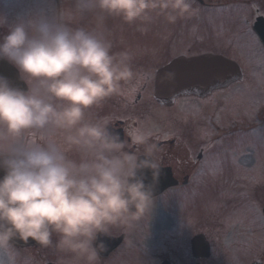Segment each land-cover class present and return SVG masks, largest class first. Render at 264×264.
<instances>
[{"label": "clouds", "instance_id": "1", "mask_svg": "<svg viewBox=\"0 0 264 264\" xmlns=\"http://www.w3.org/2000/svg\"><path fill=\"white\" fill-rule=\"evenodd\" d=\"M195 3L74 0V7L57 9L53 0H30L11 22L0 10V61L28 85L22 90L0 75V168L6 173L0 179V264H34L16 246L30 239L54 248L56 264H98L107 250L102 237L151 215L161 176L157 145L139 128L121 140L110 117L86 116L133 79V57L113 53L103 33L74 20L99 9L129 25L161 17L174 25L199 15ZM49 130L59 140L47 137ZM129 143L142 151L126 150Z\"/></svg>", "mask_w": 264, "mask_h": 264}, {"label": "rangeland", "instance_id": "2", "mask_svg": "<svg viewBox=\"0 0 264 264\" xmlns=\"http://www.w3.org/2000/svg\"><path fill=\"white\" fill-rule=\"evenodd\" d=\"M29 3L30 0H25L24 4H17L15 0H0V10L7 13L11 22L17 12ZM53 3L57 9L74 7V0H53ZM196 18L199 17L178 21L176 33H172L175 24L165 23L162 17L150 25H144L140 22L129 25L117 17L102 13L99 9L78 14L74 20V26H83L88 30L103 33L111 41L113 53L128 51L133 57L131 61L134 72L133 79L127 83H122L120 94L113 96L115 100L108 98V101L105 100L101 106L89 109L86 116L91 120L105 116L122 120L131 118V121L127 123L130 125L129 130L139 128L147 134L170 135L171 110L158 105L159 103L154 104L151 96L152 86L149 88L152 84V78L150 84L147 85L144 80L136 76H139L140 72H144L152 77L154 64L160 68L170 59L179 55L190 57L208 51L226 55L232 59L243 73L242 82L237 81L228 89L213 90L211 91L213 92L212 95L203 103H194L199 110L202 108L201 115L203 118L201 122L190 121L187 125V133L191 129L194 133L197 131L198 134H209L210 128L206 125V118L225 123L226 128L233 119L244 121L245 130L250 127L252 122H255L256 126L252 131L250 129L247 131L249 134L247 136L241 131L231 134L228 139L234 141L225 144L224 149L219 148L216 151L209 148V152L212 154L211 159L200 169L204 180H202L201 175V177L194 176V183L202 184L203 187L194 190L195 200H193L194 205H197L200 199L209 198V209L204 210L203 217L205 218L203 220L198 224L194 223V229L204 230L208 236L207 240L213 246L210 252V264H252L255 262L252 261L253 259H256L257 264H264V218L262 217V208L264 207V69H262V63L264 64V62L258 58L254 60L256 57L251 58V49L256 50V48L255 45L248 42L247 33L243 27L240 26L235 30L232 25H229L226 30L219 29L218 34L217 30L212 29V18L204 19L199 24L195 23L194 19ZM237 32H240V35ZM3 34L4 30L0 29V35ZM229 36L234 37L233 39L230 38V41L224 39L226 42L222 43L223 37L228 38ZM195 39L197 41H191ZM198 44L212 46L202 48ZM257 55L255 52L254 56ZM143 86L146 88H144L145 90H142ZM140 90H142V102L133 108L135 93ZM138 111H144L146 117L142 121H132L133 116ZM158 124L162 126L159 127ZM46 136L59 140L60 134L55 130H49ZM69 155H72L71 151ZM227 159L232 161L235 167L237 165V170L236 172L229 171L232 179L224 186L219 179L229 180L227 170L219 169L216 174L215 171ZM227 165L228 163H226ZM233 174L235 177L232 176ZM156 206L154 202V212ZM239 207H241L239 210L242 212L245 207L252 208L253 220L250 223L249 234H251V238L249 243L250 249L253 248L254 250L250 252L248 250L246 252L234 250L230 251L228 255L235 235H231L233 230L230 231L222 223L221 214L225 210L238 209ZM197 209L199 208L194 206V210ZM201 214L200 212L198 215ZM171 222V213L164 210L158 219L155 215L151 216L149 223L141 226V230L139 226L134 227V232L129 233L126 238L125 245L128 249L120 257L122 259L121 264H153L152 257L146 255L144 251L146 248L154 246V227ZM221 247H224L225 250H222ZM20 250L26 255H31L34 258V264H46L47 262H49L48 264H56L60 256L51 248L40 246L37 248L25 247L20 248Z\"/></svg>", "mask_w": 264, "mask_h": 264}, {"label": "flooded vegetation", "instance_id": "3", "mask_svg": "<svg viewBox=\"0 0 264 264\" xmlns=\"http://www.w3.org/2000/svg\"><path fill=\"white\" fill-rule=\"evenodd\" d=\"M194 6L199 8V18L194 19L195 23L199 24L202 23L204 19L212 18V29L217 30L218 34L219 29L226 30L229 25H232L235 30L240 26L241 28L243 27L247 33L248 42H251L256 48V50L251 49V58L256 57L254 60L258 58V60H263L264 62V49L262 44V40H264V0H196ZM178 25L179 22L174 25L172 33H176ZM222 30L221 33L223 34ZM237 33L240 35V32ZM233 37H223L222 43L227 40L230 41V38L233 39ZM224 39H226V41H224ZM209 46L212 45H200L202 48ZM255 52L258 54L257 56H254ZM203 54L220 55L232 60L226 55L208 51L197 55ZM262 65V69H264V64L262 63ZM157 66V64L153 65V74L159 68ZM136 77H140L147 85L150 84V74L140 72L139 76ZM241 82L242 80H240V83ZM235 83L236 82H233L223 89H228L230 85L233 86ZM151 86L152 84L149 88ZM144 88L143 86L142 90L146 89ZM142 90L135 93V99L132 104L133 108H136L142 102ZM212 93L204 97L183 94L173 99L170 104H158L171 110V134L150 133L148 134L149 142L157 145V157L160 167L169 169L175 183L173 187L154 199L157 205L155 212L153 209L151 215L146 216L144 220L137 225L141 230V226H145L149 223L151 216L155 215L156 219H158L164 210H168L171 213L172 222L154 227V246L148 247L144 251L146 255L148 254L152 257L153 264H210V252L213 246L210 244L209 240H207L208 236L204 230L194 229V223L198 224L205 218L203 217L204 210L209 209L208 202L210 199L205 197L204 199H200L197 205H194V190H199L203 187L202 184L197 185V183H194V176H202V180H204L203 174L200 173V169L211 159L212 154L209 152V148L218 151L219 148H223L225 144L234 140L228 139L231 137L230 135L227 136L218 133L224 127L225 123L223 124L210 118H206V125L210 128L209 134H198L197 131L194 133L191 129L187 133V125L193 120L197 122L202 121V108L199 110L194 103H203ZM110 98H113V96ZM120 99L122 100V97ZM154 104L157 103L154 101ZM109 117L111 119V130L117 133L121 140H129L127 133L129 132L128 129L130 125H127V123L131 121V118L122 120L115 119L112 116ZM145 117L146 114L144 111H138L133 116L134 119L132 118V121H142ZM158 125L159 127L162 126L160 124ZM119 130H121L122 133ZM156 130L161 132L159 129ZM230 133H233V131ZM126 150L137 153L142 151V149H138L130 143ZM226 163H228L227 166ZM236 168L237 165L235 167L232 161L227 159L224 164H221V166L216 169L215 174L219 169H223L224 171L227 170L226 173L229 174V180L223 178L219 179L220 182L222 181L221 183L226 186L225 183L228 184L232 179L230 172H236ZM219 173L222 172L219 171ZM232 176L235 177V174ZM197 194L200 195L199 193ZM194 206H197L199 209L195 211ZM239 209H241V207L238 209H228L221 214L222 223L230 231L233 230L231 235H235L233 243L230 245L228 255L230 251L234 250H243L244 252H246V250L249 252L254 250L253 248L250 249L249 243L251 238V234H249L251 228L250 223L253 220L252 208L245 207L243 212ZM200 212L202 214L198 215ZM146 220L148 221L146 222ZM134 229L135 228L126 232L114 229L110 237H102L107 244V250L100 254L101 259L98 264H121L122 259L120 257L124 254V251L128 249L125 245L126 238L129 233L132 234L134 232ZM53 239H55V237H53ZM114 245L115 247H113ZM51 249L52 251H56L54 248ZM221 249L225 250L224 247H221ZM252 261H255L254 263L252 262V264H257L256 259ZM48 263L49 262L46 264Z\"/></svg>", "mask_w": 264, "mask_h": 264}, {"label": "water", "instance_id": "4", "mask_svg": "<svg viewBox=\"0 0 264 264\" xmlns=\"http://www.w3.org/2000/svg\"><path fill=\"white\" fill-rule=\"evenodd\" d=\"M178 70L183 71L178 72ZM0 75L7 77L12 86L26 91V87L19 79L15 69L6 61H0ZM242 77L243 75L238 65L222 56L178 57L156 72L153 98L159 103H169L180 94L198 93L203 96L212 89L224 87L233 81L241 80ZM5 174V170L0 168V179ZM145 175V183H151V172L145 170ZM171 179L170 173L161 169V176L159 183L153 190V197H156L164 189L171 186L173 183ZM262 213L264 216V209ZM16 245L21 247L37 246L31 239L27 244L22 241H16Z\"/></svg>", "mask_w": 264, "mask_h": 264}, {"label": "snow or ice", "instance_id": "5", "mask_svg": "<svg viewBox=\"0 0 264 264\" xmlns=\"http://www.w3.org/2000/svg\"><path fill=\"white\" fill-rule=\"evenodd\" d=\"M179 71H183V70H178V72H179Z\"/></svg>", "mask_w": 264, "mask_h": 264}, {"label": "bare ground", "instance_id": "6", "mask_svg": "<svg viewBox=\"0 0 264 264\" xmlns=\"http://www.w3.org/2000/svg\"><path fill=\"white\" fill-rule=\"evenodd\" d=\"M230 134H232V133H230ZM247 135H249V134H247ZM247 135H246V136H247Z\"/></svg>", "mask_w": 264, "mask_h": 264}]
</instances>
